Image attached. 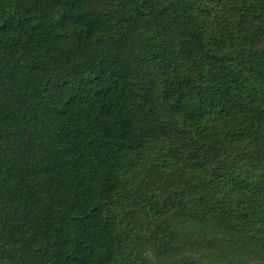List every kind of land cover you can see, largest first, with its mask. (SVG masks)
Returning a JSON list of instances; mask_svg holds the SVG:
<instances>
[{"label":"trees","instance_id":"1","mask_svg":"<svg viewBox=\"0 0 264 264\" xmlns=\"http://www.w3.org/2000/svg\"><path fill=\"white\" fill-rule=\"evenodd\" d=\"M0 264H264V0H0Z\"/></svg>","mask_w":264,"mask_h":264}]
</instances>
